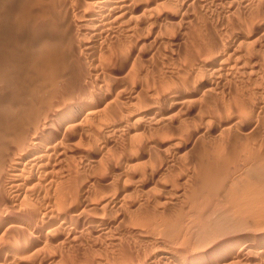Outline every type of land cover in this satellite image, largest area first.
Masks as SVG:
<instances>
[{
    "label": "bare ground",
    "instance_id": "1",
    "mask_svg": "<svg viewBox=\"0 0 264 264\" xmlns=\"http://www.w3.org/2000/svg\"><path fill=\"white\" fill-rule=\"evenodd\" d=\"M23 1L0 0V49L8 54L0 58V264H66L55 252L73 239L89 234L103 240L121 228L125 208L136 203H127L128 190L119 181L146 165L144 153L153 157L155 142L175 153L187 152L206 131L215 133L220 138L216 147L225 153L216 157L215 166L196 169L192 185L252 184V168L264 167V150L254 144L260 139L264 149V134L259 133L264 130V96L259 89L251 97L240 89L237 101L207 108L203 116L209 127L197 123L192 131L185 128L192 142L182 143L181 149L180 133L168 123L175 106L200 105L225 82L241 78L259 83L264 75V0H30L13 20L6 15L10 21H5L3 12L20 8ZM191 19L205 37L194 55L185 57L186 72L144 107L116 106L117 83L104 80L103 63L126 68L142 27L157 42ZM120 28L124 31L115 38L113 32ZM3 31L6 37L1 38ZM83 55L91 60L87 70L76 66L82 65ZM239 162L246 172L229 181ZM172 164L174 157L167 162ZM91 172L98 173L101 184L84 180ZM136 232L143 237V230ZM261 241L258 259L264 260ZM236 247L182 256L164 250L155 255L125 252L119 264L257 262L248 245Z\"/></svg>",
    "mask_w": 264,
    "mask_h": 264
},
{
    "label": "rangeland",
    "instance_id": "2",
    "mask_svg": "<svg viewBox=\"0 0 264 264\" xmlns=\"http://www.w3.org/2000/svg\"><path fill=\"white\" fill-rule=\"evenodd\" d=\"M23 2L21 3L23 6L20 5V8L16 10H14V8H12L13 10H5L3 7V11L5 10L3 15L5 14L4 16L7 18L5 19L4 17L5 21L8 20L9 17L13 20V18H15L13 16L18 13L17 11H22V8L25 6V8H27L28 4H31L30 0H24ZM6 15L10 16L7 17ZM189 16L191 17V14ZM144 27L140 29L139 39L136 40L137 50L126 68L121 66L122 63L112 66L107 64V62H102L103 65L101 66V70L104 80L107 79L108 82L117 83L115 93L119 92V94L113 97V102L116 106L123 105L122 107L119 106L121 108H127L129 106L130 108L131 106L136 108L144 107L150 104L148 103L149 101L152 102V98L160 99L162 95L165 94V91L168 90L167 86L169 81L179 80L178 76L186 72L184 64L185 57L194 55V47L196 48L200 44V41L202 43L204 41L203 37H205L204 29L201 28L194 19L180 26H176L173 30H170L171 32L168 31L167 35L165 34V36H162L163 38H160L157 42L153 41L151 31L149 32L147 27ZM5 28L4 26V29ZM182 28L186 29L184 30ZM5 31H3L1 38L6 37L4 34ZM123 31L124 28L114 31L113 34L115 38ZM179 31H182L183 35L182 32L179 33ZM5 33L8 32L6 31ZM179 34L180 37L178 38ZM161 42L163 44L165 43V45L163 46ZM17 48L19 49L21 47L17 46ZM4 50L5 48L0 51L1 60L4 58L6 59V55H8L5 54L7 51L5 52ZM81 60L85 63L81 61L82 65L78 63L76 66L81 69L85 67L87 70L91 62L90 57L83 55ZM4 61L5 60H3L2 63ZM104 64L107 66H104ZM110 74L112 76H110ZM174 75L177 76L175 77ZM93 76L94 74L91 73V79ZM237 80L238 79H236V81ZM240 80L241 82L239 83L236 81H228L225 82L223 86L220 85L218 90L215 89L217 92L205 98L200 105L193 104L175 106L173 108L174 111H171L173 120H171L168 125L172 124L169 126L174 128V132L180 133V139L182 140L180 141L178 149L182 148V143L189 144L192 142V136H188V133H190L189 130L193 128V126L198 127L201 125L202 127H209L210 120L207 121L206 116H203L207 108H211L215 105L219 107L228 102L237 101L241 90L244 93H249L251 97L253 91L259 89V96H261V94L262 97L264 96V75L258 79L260 85L257 81L248 82L239 78L238 81ZM241 84L243 86H241ZM261 85L262 88H260ZM225 86L228 87V89L225 88ZM242 87H244V89ZM112 90L114 91V88H112ZM210 98L212 100H210ZM131 103H133V105ZM210 104H212V106ZM125 105L126 107H124ZM167 106L168 105H164V110H167V108L169 110ZM187 127L190 128L188 132L183 131ZM196 127H194V129ZM263 131L261 130L259 132L260 135L264 134ZM204 136V138H199L194 144L186 148L187 152L181 150L179 153H175L169 147L161 146L159 143L157 144V142H155L154 147L151 149V151H153H150L153 157L148 158L149 153L146 151L144 153V160L147 162L146 165H143V167L141 165V170L139 169L140 166L139 168H133V171L128 170L132 172V176L129 174L130 172H126L128 173V177L122 176V180L120 179L121 181H119L120 185H125L128 190L127 201L129 202L127 203H129V205L130 203H136V207L131 204L134 207L128 206L125 208L124 211H127V215L125 213L124 223L121 228H115L109 231V234L107 233L103 240L102 238L100 239L102 241L101 243H99V239L98 242L97 239H94V237L89 234H86L87 237H82V240L73 239L74 241H72L71 245L61 250L64 251L66 255L61 251L55 252L58 259H64V263L66 264H96L99 259L105 261V264H119L121 260H123L122 258L124 257L122 256L125 252L135 255L137 252H141L142 254L143 250H146L147 254L151 255L152 253V255H155L158 251L164 250L174 255L179 254V256H182L185 252L197 251H204V254H208L228 244L237 245L236 250H238V248L246 244L248 248H250V258L252 257L254 260L257 258L255 264H264V260L258 259L260 258L258 256L260 252L258 245L261 244V240H264V167L261 169L252 168V170H255L254 172L252 171L253 174L255 172L256 174L252 176L251 183L255 185H192L194 181L193 175V180L191 182L192 174L195 173L196 169L201 165L215 166L216 157L219 156L220 153H225L223 152L222 146L216 147V140H220V138H218V136L216 138L215 133L206 131ZM254 144L256 150H264L263 147L260 146L262 144L260 139ZM215 149L218 150L216 151ZM170 157H174V164L168 166L167 162ZM235 167L234 170H231L232 173L228 177L229 181L240 177V175L246 172L242 162H239ZM135 172L137 175H135ZM235 175H237V177ZM95 177L97 179H95ZM131 177L134 179L132 180ZM86 178L89 181H93V183L101 184L102 179L96 172L86 173L84 180H87ZM138 178H143L145 181L141 180L142 182L138 183L140 181ZM138 184L143 186L141 187ZM149 194H151V196ZM135 218H141V220L136 221ZM137 229L144 231V233H141L143 237L137 234ZM240 244L242 245L240 246ZM45 253L49 254V252ZM62 253L64 258L61 255ZM97 256L99 258H97ZM219 264L246 263L241 261V259H237L234 261H225L223 263L220 262Z\"/></svg>",
    "mask_w": 264,
    "mask_h": 264
}]
</instances>
